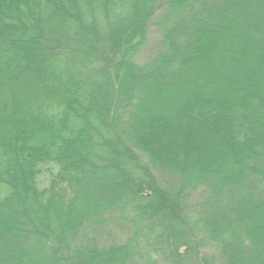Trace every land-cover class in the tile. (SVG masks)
Listing matches in <instances>:
<instances>
[{
  "label": "trees",
  "instance_id": "1",
  "mask_svg": "<svg viewBox=\"0 0 264 264\" xmlns=\"http://www.w3.org/2000/svg\"><path fill=\"white\" fill-rule=\"evenodd\" d=\"M0 264H264V0H0Z\"/></svg>",
  "mask_w": 264,
  "mask_h": 264
}]
</instances>
